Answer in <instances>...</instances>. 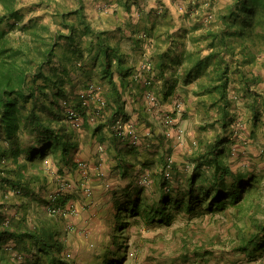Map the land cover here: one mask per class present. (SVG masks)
Segmentation results:
<instances>
[{"label": "trees", "instance_id": "obj_1", "mask_svg": "<svg viewBox=\"0 0 264 264\" xmlns=\"http://www.w3.org/2000/svg\"><path fill=\"white\" fill-rule=\"evenodd\" d=\"M23 1L0 0V264H70L71 257L65 252L69 244L52 219L70 215L54 214L51 207L73 205V192L61 187L68 170L79 172V179L72 183L83 192L91 172L88 165L84 168L75 159L77 127L68 119L67 110L73 108L81 114L79 130L108 125L116 137L125 140L128 152L126 160H120L122 174L127 176V155L155 148L152 141L140 137L136 123L124 112L123 96L132 92L136 83L143 85V106L162 127L169 146L160 154V169L152 171L142 164L132 178L134 189L124 192L116 203L113 227L104 238L107 245L99 252L106 256L101 264L127 261L128 242L120 243V238L131 224L143 221L171 226L180 216L188 220L209 214L221 216L220 212H228L231 206L238 208V216L251 218L237 237L226 241L231 253L264 264V218L257 217L260 211L254 209L259 207L264 214V157L241 159L255 146L256 130L264 124V102L259 101L263 92L257 88L262 76L252 70L264 57V0H232L214 9L216 12L202 15L208 23L191 30L181 22L185 10L182 0L178 5L177 0H160L159 7L147 11L148 20L140 18L149 25L135 32L137 55L142 53L136 65L129 62L122 46L112 41L110 31L93 24L84 5L73 8L55 2L51 8L48 4L52 18L44 21L43 15L26 19ZM197 29L202 30L199 35L194 33ZM157 81L162 83L159 90L155 88ZM234 81L240 86L232 95ZM179 82L196 83L194 93L205 107L209 104L218 112L211 124L219 122L222 131L213 137L197 135L191 146L187 131L181 139L177 117L185 101L174 92ZM91 83L101 86L107 100L103 117L94 122L89 119L91 107L81 98ZM148 93L155 96L154 101ZM238 99L245 111L240 110ZM167 100H172V109L165 107ZM109 105L114 110L111 117L107 114ZM166 115L172 116V124L165 123ZM119 117L132 124L133 133H117ZM176 145L188 146L185 160L175 158ZM48 156L57 167L61 189L44 199L46 188H52L51 177L43 170ZM257 156L251 154L255 159ZM232 159L242 163L234 166ZM146 175L149 182L142 184L141 177ZM8 199L16 200L7 209ZM34 208L37 217L32 218ZM183 246L189 260L188 251L194 250L197 264L213 259L221 264L227 254L223 248L208 247L207 241L191 240L186 235Z\"/></svg>", "mask_w": 264, "mask_h": 264}, {"label": "crops", "instance_id": "obj_2", "mask_svg": "<svg viewBox=\"0 0 264 264\" xmlns=\"http://www.w3.org/2000/svg\"><path fill=\"white\" fill-rule=\"evenodd\" d=\"M179 1L177 0L175 5H178ZM71 2L73 8L84 5L85 13L93 24L97 28L110 31L112 41L115 40L116 44L122 46L123 51L129 56L131 64L136 65V62H141L139 57L136 56L138 48L136 47L137 34L135 32L139 28L143 29L145 25H149L148 22L140 18L145 16V20H148L147 11L159 7L160 0H72ZM225 5H220L218 9ZM262 60H264V57L256 65L252 66V70L255 73H261L262 76V81L257 86L258 90L263 92V95L259 97L260 102H264V64H262ZM231 84L240 86L236 81ZM105 85L109 86L107 82H105ZM142 86L141 83H136L132 92L128 91L123 96L125 100L124 112L136 123L137 133L141 135L140 137L146 141H152L155 148L149 149V151H147V148H143L144 154L137 152L136 154L127 155V166L130 167V172L127 176H123L122 174L124 166L121 163L122 160H120L121 157L125 159V153L127 154L128 152V148L125 147L126 142H124V139L116 137L108 125L101 129H97L96 126L91 125L86 130L90 137L83 141L78 140L79 146L75 159L85 162L89 166L91 172L89 185L93 188L94 192L92 195H89L86 192L78 191V189L73 191V206L77 209L73 219V228L74 231L82 228L84 230L80 234H75L73 247H80L85 253H90L89 255L94 253L93 264H101L106 259L105 253L102 256V254L99 255V252L103 251V247L107 245L104 237H107V230L113 227L112 215L115 212L116 203L124 197V192L134 189L135 183L134 181L132 182L133 175L143 165L147 169L150 168L152 171H158L160 169L159 158L164 151V147L169 146L164 139L162 127L143 106L144 100L141 97L143 92ZM161 87V81H157L155 88L159 90ZM195 88H197L196 83L190 85L178 83L174 92L181 94L180 96H182L185 102L184 110L178 115L177 119L187 129L189 137L195 138L197 135L208 137V133H206V130L201 129V126L210 125L219 114L214 108H210L209 104L205 107L200 102V98L194 93ZM233 89L232 91H235L236 88ZM171 101L167 100L165 102L167 109H172L173 104ZM261 105L264 120V103H261ZM107 114L110 117L114 114L113 107H110V105L108 106ZM199 114L203 115V122L198 120ZM216 126L220 127L217 130L218 132L222 131L219 122H215L214 129H217ZM255 135L254 140L256 144L250 147L245 157H241L243 161L248 160L246 158L257 160L264 157V144H262L264 143V124L260 123ZM187 145L175 146L174 155L179 161L185 160L187 157L185 153ZM136 149L139 150L138 148ZM170 150L172 149L170 148ZM251 154L261 156H257L255 159L251 157ZM232 160L235 162L234 166L242 163L237 161L238 159ZM179 168L182 169L183 166L180 165ZM77 175L76 179H79L80 174ZM156 178L158 177L156 176ZM131 237L135 239L134 233H131ZM199 242L202 243V240ZM89 246L93 248L96 246L99 249H95V251Z\"/></svg>", "mask_w": 264, "mask_h": 264}, {"label": "rangeland", "instance_id": "obj_3", "mask_svg": "<svg viewBox=\"0 0 264 264\" xmlns=\"http://www.w3.org/2000/svg\"><path fill=\"white\" fill-rule=\"evenodd\" d=\"M71 1L72 0H24L22 6L26 15V19L32 15H43L44 21H50L52 17L50 10L48 8V4L51 5V8L55 6V2L60 3L62 6L73 7ZM231 1L232 0H182V2L179 1L181 2L182 6L185 9V10L183 9L184 12L183 14H181V22L185 27L187 26V28L190 30L194 26L207 24L208 22H205L203 20L202 15H206V13L212 10L213 12H216L217 10L214 9L216 8L218 9L220 5H225L226 3H229ZM201 31L202 30L197 29L194 31V33L199 35ZM15 34H19V32H15ZM122 42L124 43V41ZM190 45L191 44H188V46ZM141 55L142 53H139L137 57L141 59ZM73 77H75V79H78L77 75L74 72H73ZM231 88L237 89V86L231 84ZM242 92L244 91L242 90ZM231 93L232 95H234V91H232ZM238 100H239L238 104L241 103L240 104L241 106L240 105L239 106L242 107L240 110L245 111L246 109L245 107H243L242 100L241 99ZM202 117L203 115L199 114V117L197 118L199 121L203 122ZM214 125L211 124L206 125L205 126L206 128H204V130H206V133H208L210 137H213L217 133L218 128H220L216 126L217 129H214L213 127ZM180 126L182 127V129H184V131H187V129L183 127L181 124ZM86 128H82L80 130L78 129V127L75 128L76 137L78 138L79 141L80 140L83 141L84 139L86 138L88 139L90 137L89 134L86 132L87 130ZM187 138H189V140L191 141L190 146L194 145L192 141L196 140V138H191V137H187ZM43 170H46L47 174H49V176L51 177V182L49 183V186L52 187L50 189L49 187L46 188V191H48V193L45 195L44 199H49V194L54 192L56 189L57 190L61 189V187L63 188L66 187L63 191H68V192L70 191L73 192L77 189V187L73 185L72 181L76 179V176L78 177L77 174L79 173L75 170H73V172L68 170L67 173H65L64 175V178L66 180H62L61 182V180L58 179L60 175L57 171L55 162L51 158V156H48L45 159V165ZM59 182L64 184L63 185L61 184L62 186L60 187L57 184ZM79 188H81V185L79 186ZM78 191L80 190L78 189ZM15 200L16 199H13V201ZM13 201L8 199V204L6 207L7 209L10 208V205L13 203ZM248 204L249 203H247V205ZM263 204H264V199H263ZM254 209L260 211L257 212V217L264 218V214L261 212V208L257 207ZM227 211L228 212L226 213L220 212L221 216H214L212 214H209L207 216H204V218L195 217V219L193 220L192 219L188 220L187 218L180 216L175 220V222L171 226H165V225L152 226L146 224L143 221H139L134 224H131L128 227L127 231H125L124 237L120 238V243L121 241L128 242L127 243L128 259L123 264H197L198 262L193 254L194 250H192L193 249L192 245H191L192 249L190 248L191 251H188V254L191 252L190 256L192 259L189 260L187 258L188 255L185 254L186 250L183 249L184 247L183 239L185 235L187 237H190L191 240L201 238L204 241H207L208 247L211 246L215 249L223 248L222 251L227 254H226V258L222 257L221 260L223 262L221 260L219 261L220 263L222 262L221 264H255V261H251L247 258H242V256L238 254L231 253V245L229 242H226L231 236L237 237L239 229L251 223V218H249L247 215L245 217L238 216L239 215L238 208L234 206H231ZM35 212H36L35 208L31 210L32 218L37 217L36 214L37 212L36 213ZM74 216L75 214L74 215L72 214L67 218L64 217L55 218L47 214V217L50 218L53 217L52 219H54L57 222V226H59V229H61L62 231L63 237L66 239V242H68L69 244L67 245L68 248L65 252L67 253V255H70L71 257L70 264H93L94 253L89 255L90 253L87 252L85 253L80 247H73V239L75 234L76 233L80 234V232L84 231L83 228L78 231L76 230L74 231L73 229ZM108 232L109 231L107 230V233ZM131 233H134L135 239L131 237ZM111 240L113 239L111 238ZM194 242L196 241H192V243ZM211 242L214 243V245ZM114 248L117 249V245ZM91 249L95 250V249H99V247L95 246V248L91 247ZM154 260H157V262H155ZM205 264H217V261L213 259Z\"/></svg>", "mask_w": 264, "mask_h": 264}, {"label": "built area", "instance_id": "obj_4", "mask_svg": "<svg viewBox=\"0 0 264 264\" xmlns=\"http://www.w3.org/2000/svg\"><path fill=\"white\" fill-rule=\"evenodd\" d=\"M147 96L151 101L155 100V96L152 93H148ZM81 98L83 100V104L86 107H91V108L94 107L92 110L90 108L88 111L90 121L94 122L103 117V113H104L103 108L107 104V100L102 95L101 86H97V84L91 83L89 88L81 93ZM92 102H95L97 104L92 106ZM180 105L181 103L178 104V106ZM67 113H68V119L72 121L74 126L79 127L82 124L81 114H79L75 109L69 108L67 110ZM164 121L166 124H172L174 122L171 115H166ZM115 127L119 135L122 134L125 135L127 132L129 133L134 132L132 124L128 123L123 117H119L117 119ZM179 131H180L181 139L184 140L185 137L184 129L180 128ZM168 134H170V131H168ZM134 141L135 142L137 141V137H135ZM81 166L87 168V163L81 162ZM140 182L142 184L148 183L149 180L147 175L142 176ZM85 192L89 195L92 194V189L89 185H86ZM51 212L57 215L69 216L72 214L74 215L77 212V209L73 205L63 206L58 204L51 207Z\"/></svg>", "mask_w": 264, "mask_h": 264}]
</instances>
